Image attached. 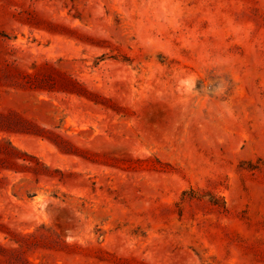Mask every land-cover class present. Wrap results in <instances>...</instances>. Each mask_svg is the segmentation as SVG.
I'll use <instances>...</instances> for the list:
<instances>
[{
    "label": "rangeland",
    "instance_id": "1",
    "mask_svg": "<svg viewBox=\"0 0 264 264\" xmlns=\"http://www.w3.org/2000/svg\"><path fill=\"white\" fill-rule=\"evenodd\" d=\"M0 264H264V0H0Z\"/></svg>",
    "mask_w": 264,
    "mask_h": 264
}]
</instances>
